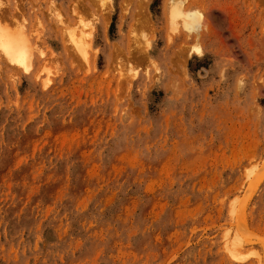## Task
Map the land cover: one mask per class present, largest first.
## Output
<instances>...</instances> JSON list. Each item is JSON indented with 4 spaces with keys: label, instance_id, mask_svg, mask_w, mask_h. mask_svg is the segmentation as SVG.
Wrapping results in <instances>:
<instances>
[{
    "label": "rangeland",
    "instance_id": "rangeland-1",
    "mask_svg": "<svg viewBox=\"0 0 264 264\" xmlns=\"http://www.w3.org/2000/svg\"><path fill=\"white\" fill-rule=\"evenodd\" d=\"M138 1L0 0L40 44L0 55V264H264V0H199L188 67Z\"/></svg>",
    "mask_w": 264,
    "mask_h": 264
},
{
    "label": "bare ground",
    "instance_id": "bare-ground-1",
    "mask_svg": "<svg viewBox=\"0 0 264 264\" xmlns=\"http://www.w3.org/2000/svg\"><path fill=\"white\" fill-rule=\"evenodd\" d=\"M156 1L157 0H155V3H156ZM112 2H113V0H92L93 5L95 3L96 8L98 7L97 10H101V11H105L108 7L112 6ZM150 2H151V0H139L137 3L138 4L137 8H139L141 11H144L148 16H151L152 12H150L151 11L150 10V7H151ZM0 7H1V4H0ZM205 9L199 3V0H164L162 5H161L162 15L164 18H166V24H165L166 27L165 28H167V31H166L167 32V40L170 44H172V46L176 47L177 57H178L179 61H181L183 63V65L185 64V67H188L190 62H192V60L195 59L196 61H202V59L206 58L210 54V53L206 54L203 51V49H202L203 45L202 44L211 42V39H212L211 30H214V28L211 29V24H212V20L214 19L213 14H215V13H213V11H206ZM1 10H2V8H1ZM214 12H215V10H214ZM219 12H221V11H219ZM226 15H229V14H226ZM15 17H17V16H15ZM8 21H10V20H8ZM146 26L152 28L153 24H151V21H150L149 24ZM74 28H76V27H74ZM226 30H228V29H226ZM230 30H232V27ZM34 32H38V31L35 30ZM32 33L33 32H30L28 30V28L25 27V24L21 23L20 19H18V18H15L13 20L11 19V23L3 25L2 21H1V17H0V55L5 57L10 62L9 64L12 63L13 65L14 64L18 65L20 67L25 68L27 71L32 70L34 67V60H35L36 51L39 50V46H38L39 42L37 41L38 36L34 40L32 37ZM73 33L71 35L72 38L69 37L70 40L72 39V41L71 42L69 41V42L73 44V47H75L77 50L82 52L83 47L87 45V43L82 41L83 37L87 38V36L85 35L86 33L85 34L83 32L80 33L81 35L83 34V36L80 37L79 40L76 39V36H75L76 33H74V35H73ZM226 34L228 35L227 39L230 40L231 44L235 43L237 45L238 52L242 55V57L243 56H246V57L248 56L250 58L252 57L251 54L247 53L246 47L243 45V43H240V41H239L240 37L238 38L236 36L235 31L234 32L233 31L226 32ZM33 35H34V33H33ZM86 38H85V40H87ZM226 42L228 43V41H226ZM262 44H263V41H262ZM232 48H233V44H232ZM237 49H235V50H237ZM85 50H86V48H85ZM263 52H264V50H263ZM149 53H150V49H148L146 51L145 50L143 51L141 49H134L132 51V53H130V55L133 59H136V57L138 55L139 60L142 61L141 59L143 57L145 59H147V55ZM84 54L85 53L83 52L81 57L84 56ZM86 54H87V52H86ZM86 54H85V56H86ZM140 57H141V59H140ZM144 58H143V61L146 62L147 60L145 61ZM137 62H139V61H137ZM249 63H251V62H249ZM248 65H253V63L248 64ZM228 74H229V72L227 70H224L223 75L226 77V76H228ZM226 78H228V77H226ZM246 87H247V82L245 80V77H243V76L238 77L236 79V87H235L236 89L235 90L238 93H240V92H243ZM254 88H256V89L258 88L260 90L264 89V76H263V78L260 76L258 81H256V85L254 86Z\"/></svg>",
    "mask_w": 264,
    "mask_h": 264
}]
</instances>
